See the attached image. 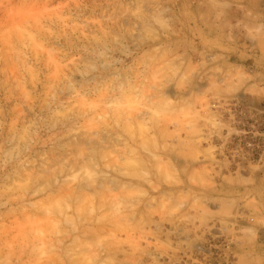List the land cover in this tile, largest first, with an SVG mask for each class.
Instances as JSON below:
<instances>
[{
    "label": "rangeland",
    "instance_id": "obj_1",
    "mask_svg": "<svg viewBox=\"0 0 264 264\" xmlns=\"http://www.w3.org/2000/svg\"><path fill=\"white\" fill-rule=\"evenodd\" d=\"M0 264H264V0H0Z\"/></svg>",
    "mask_w": 264,
    "mask_h": 264
}]
</instances>
